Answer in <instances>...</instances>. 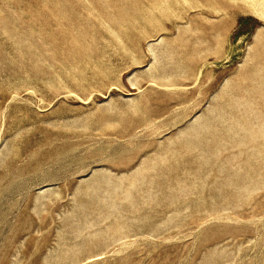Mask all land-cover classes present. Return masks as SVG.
<instances>
[{"label": "rangeland", "instance_id": "374dc122", "mask_svg": "<svg viewBox=\"0 0 264 264\" xmlns=\"http://www.w3.org/2000/svg\"><path fill=\"white\" fill-rule=\"evenodd\" d=\"M0 264H264V0H0Z\"/></svg>", "mask_w": 264, "mask_h": 264}, {"label": "bare ground", "instance_id": "6f19581e", "mask_svg": "<svg viewBox=\"0 0 264 264\" xmlns=\"http://www.w3.org/2000/svg\"><path fill=\"white\" fill-rule=\"evenodd\" d=\"M161 1H162V0H161ZM169 1H170V0H169ZM165 3H166V2H165ZM167 3H168V2H167ZM167 3H166V4H167ZM164 5H165V4H164ZM153 8H154V7H153Z\"/></svg>", "mask_w": 264, "mask_h": 264}]
</instances>
